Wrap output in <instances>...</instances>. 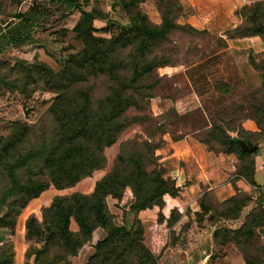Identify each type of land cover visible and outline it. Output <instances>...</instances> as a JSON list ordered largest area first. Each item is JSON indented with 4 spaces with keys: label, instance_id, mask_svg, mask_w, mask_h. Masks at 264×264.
Returning a JSON list of instances; mask_svg holds the SVG:
<instances>
[{
    "label": "rangeland",
    "instance_id": "374dc122",
    "mask_svg": "<svg viewBox=\"0 0 264 264\" xmlns=\"http://www.w3.org/2000/svg\"><path fill=\"white\" fill-rule=\"evenodd\" d=\"M0 1V30H6L18 23L13 15L27 11L36 0H24L21 4L22 0L19 3L18 0ZM39 1V7L49 12L44 17V14L25 13L30 22L24 28V34L29 35L26 44L13 46L0 38V136L10 133L12 122L37 123L56 97L43 81L34 82L26 78L20 65L43 62L58 70L70 55L78 53L83 43L76 38L73 29L82 9L94 11L93 35L107 39L120 32V24L130 27L129 20L137 9L154 25H159L165 15L185 26L171 29L165 39L150 50H145L139 58L140 62L154 59L160 65L141 79L144 88L143 97L139 100L143 109L130 108L126 113L141 118L124 129L115 143L104 148V166L71 187L56 189L50 186L21 210L12 233L0 230V241H11L13 251L17 249L21 252L23 264L28 255L32 264L34 253L48 244L45 241L48 230L47 223L42 219L43 210L57 196H68L74 192L91 194L95 183L111 170L125 141L129 143L123 147V152L143 151L147 171L160 169L165 178L174 180L179 188L177 202L183 190L177 183L178 174L172 170L181 167L188 173L195 170L196 174L199 170L209 182L200 186L193 206L198 205L200 210L199 202L202 201L211 208L212 212L208 215L223 210V201L233 194L222 198L230 193L251 197L262 193L260 187L264 181L252 185L247 175L252 166L254 172L258 166L261 175H264V34H252L247 29L253 26L248 16L253 11H245L244 14L241 8L244 5L251 7L257 1L263 2L258 13L260 21L264 22V0H184V3L180 0H145L136 3L137 9L132 6L127 10L119 5L121 0H86L85 5H80L81 9L65 7L49 0ZM177 4L181 11L175 9ZM196 15L200 19L215 15L222 21L209 24L208 28L204 23H189L188 20L195 21ZM134 49L130 45L117 49L114 54L124 63L120 74L125 77L132 72V56L137 54ZM18 61L22 63L18 64ZM90 80L95 84L94 98L104 97L108 93L111 80L107 75ZM230 137H236V143L238 139L246 138L247 142L257 145V151L239 157L236 147L230 146L226 140ZM145 143L154 147L153 153L146 152ZM189 143L193 144L192 154L186 161H176L173 156L187 149ZM230 147L232 150L229 151ZM206 153H209L210 160L205 158ZM215 158L217 163L213 164ZM199 160H202V168L197 166ZM226 182L231 191L220 192L216 184ZM5 185L6 180L0 178V192ZM112 200L110 195L105 198L113 221L122 224L131 220L132 216L126 211L130 198L123 195L114 204ZM253 207L254 203L250 202L242 210L241 217ZM188 212L190 205H187ZM208 215L204 218L206 221L198 223L195 218L194 222L198 225L204 222L215 225L214 219L208 218ZM29 216H34L43 228L40 235L31 239L25 237V222ZM217 225L221 226L222 223ZM70 228L77 230L73 220ZM258 235L262 242L259 245H264V237ZM92 245V242L84 244L76 256H69L67 261L57 264H84L93 252ZM48 246H51L52 255L57 247L50 243Z\"/></svg>",
    "mask_w": 264,
    "mask_h": 264
},
{
    "label": "trees",
    "instance_id": "16d2710c",
    "mask_svg": "<svg viewBox=\"0 0 264 264\" xmlns=\"http://www.w3.org/2000/svg\"><path fill=\"white\" fill-rule=\"evenodd\" d=\"M141 1L145 0H121L119 5L124 10L132 6L137 9L136 3ZM50 2L81 9L80 5H85L86 0ZM262 5L263 2L257 1L251 7L244 5L241 8L244 14L245 11H253L248 13L253 26L247 27L252 34H264V22L260 21L258 13ZM175 9L181 11L180 5L177 4ZM26 12L40 16L47 15L49 11L33 4L27 11L14 14L24 23L20 28L8 27L0 32L6 43L18 46L29 41V35L24 34V28L30 24ZM94 17V11L82 9L73 30L76 38L82 41L83 48L70 55L58 70L43 62L20 65L26 78L34 82L43 81L56 97L37 123L12 122L10 133L0 136V178L6 180L0 192V230L12 233L21 210L50 186L56 189L71 187L104 166V148L115 143L124 129L141 118L126 114L130 108L143 109L139 100L143 97L144 88L141 79L160 65L154 59L140 62L139 58L145 50L165 39L171 29L185 26L165 15L159 25H154L137 9L129 20L130 27L120 24V32L107 39L93 35ZM130 45L134 46L137 54L132 56L131 75L125 77L120 74L124 63L114 54L117 49ZM99 75H107L111 84L104 97L94 98L95 84L90 79ZM86 82L88 84L83 85ZM226 140L230 146L236 147L239 157L251 154L241 149L236 137ZM238 140L247 142L246 138ZM128 143L121 144L122 152L117 154L111 170L95 183L91 194L74 192L68 196H57L43 210L42 219L48 230L45 241L48 244L34 253L32 264L67 261V257L76 256L88 242H93V252L84 264H158L164 250L175 241L172 228L181 216V206L176 201L179 188L173 179L163 176L162 170L145 169L143 151L123 152ZM144 145L146 152L153 153V146ZM250 169L248 181L255 185L254 166ZM108 195L118 201L123 195L130 198L126 209L132 216L129 225L113 221L105 201ZM250 202L255 206L246 213L239 227L221 225L214 229V252L220 254L226 244L232 243L246 264H264V245H259L262 242L257 232V228L264 226V204L256 198L235 194L223 201V210L210 215L211 208L200 201V211L195 213V218L200 223L208 215L214 219L215 225L221 221L237 220ZM71 220L77 230L70 228ZM147 220L153 222L152 249L144 243L143 222ZM96 230H102L103 234L93 241ZM42 231L36 218L29 216L25 222V237L31 239ZM49 243L57 247L52 255ZM13 260L11 241L1 240L0 264H13ZM29 260L30 255L26 256L25 264H30Z\"/></svg>",
    "mask_w": 264,
    "mask_h": 264
},
{
    "label": "crops",
    "instance_id": "0c3cea01",
    "mask_svg": "<svg viewBox=\"0 0 264 264\" xmlns=\"http://www.w3.org/2000/svg\"><path fill=\"white\" fill-rule=\"evenodd\" d=\"M22 0L20 4L23 2ZM50 1V0H49ZM39 0L33 1V4L39 5ZM181 3H184V0H180ZM41 4V3H40ZM66 7V5L64 4ZM43 17L45 15H42ZM14 18V16H13ZM17 18V17H16ZM190 19V18H189ZM18 23H14L11 28H20L24 22H22L19 18H17ZM194 20H188L189 23L194 24H201L203 23L206 25L205 27L208 28L209 24L212 23H220L221 18L215 15L209 16L208 18L200 19L197 15L194 16ZM204 27V28H205ZM203 28V26L201 27ZM7 29V28H6ZM5 29L0 30V32H4ZM1 38V37H0ZM2 39V38H1ZM192 143H189L187 146V149H184L182 151L177 152L173 158L176 159V161L181 160H187L189 158V154L191 155L192 152ZM201 146V145H200ZM198 146V148L201 149V147ZM205 158L210 160L209 153L205 154ZM202 160L198 161L197 166L203 167L201 165ZM217 163V159L215 158L213 160V164ZM216 166V165H215ZM196 167L195 169H197ZM264 168V167H263ZM172 172H175L178 174V180L177 183L180 185L183 191H181V197H178V202L183 209V212L179 218V220L173 225V231L175 233V241L174 243L167 247L164 252L162 253L161 257L158 260V264H246L242 258L241 253L238 251V249L235 247L234 244L228 243L226 244L220 254H217L216 251L214 252V245L212 240V233L215 228H217L218 225H207L205 222L201 225H198L195 219V213L199 212L198 205L193 206V203L199 196L198 190H200L201 185H205L209 182V179H206V177H202L203 175L199 172L196 174V171H192L190 173L185 172L183 168H178V170H172ZM259 177V180H258ZM254 179L256 184H261L260 180L264 181V175H261L260 168L256 166L255 173H254ZM216 184V183H215ZM215 186V185H214ZM213 186H210L212 188ZM208 188V189H210ZM216 188L220 190V192H230L231 188L228 182L222 183V184H216ZM262 193L259 195L254 196L257 201L264 204V185L261 187ZM224 190V191H223ZM234 195V193H230L226 196H224L222 199H225L231 195ZM185 195V196H184ZM112 204L116 203L117 200L113 198ZM187 205H190V212L187 213ZM255 206V204H254ZM130 215V214H129ZM245 216L240 217L237 220H229V221H222L219 222V224L222 223V226H227L229 228H237L242 223V220ZM132 220V219H131ZM131 220H126V225H129ZM192 223L187 222L192 221ZM203 221H206L205 219ZM202 221V222H203ZM228 222H231L229 224ZM152 221H144V243L152 249ZM206 224V225H205ZM102 230H96L93 235V241L97 238L102 236ZM257 232L261 234L262 237H264V226H261L257 228ZM93 243V242H92ZM14 260L13 264H23V257L20 251H17V249H14ZM75 258V257H73ZM73 261V259H72ZM74 262V261H73Z\"/></svg>",
    "mask_w": 264,
    "mask_h": 264
},
{
    "label": "water",
    "instance_id": "95a60500",
    "mask_svg": "<svg viewBox=\"0 0 264 264\" xmlns=\"http://www.w3.org/2000/svg\"><path fill=\"white\" fill-rule=\"evenodd\" d=\"M112 7H113V5H112ZM238 144L240 145L241 149L243 151H246L247 153H253L257 148L256 144H252L250 142H246L243 140H238Z\"/></svg>",
    "mask_w": 264,
    "mask_h": 264
}]
</instances>
